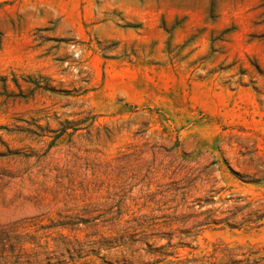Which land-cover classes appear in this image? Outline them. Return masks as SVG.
Wrapping results in <instances>:
<instances>
[{
	"label": "rangeland",
	"instance_id": "rangeland-1",
	"mask_svg": "<svg viewBox=\"0 0 264 264\" xmlns=\"http://www.w3.org/2000/svg\"><path fill=\"white\" fill-rule=\"evenodd\" d=\"M0 264H264V0H0Z\"/></svg>",
	"mask_w": 264,
	"mask_h": 264
}]
</instances>
